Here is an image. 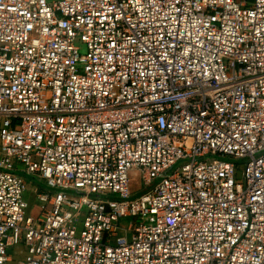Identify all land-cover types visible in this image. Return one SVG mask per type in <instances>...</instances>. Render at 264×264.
Segmentation results:
<instances>
[{
    "label": "built area",
    "instance_id": "2783aa9c",
    "mask_svg": "<svg viewBox=\"0 0 264 264\" xmlns=\"http://www.w3.org/2000/svg\"><path fill=\"white\" fill-rule=\"evenodd\" d=\"M13 254L264 264V0H0V264Z\"/></svg>",
    "mask_w": 264,
    "mask_h": 264
},
{
    "label": "rangeland",
    "instance_id": "374dc122",
    "mask_svg": "<svg viewBox=\"0 0 264 264\" xmlns=\"http://www.w3.org/2000/svg\"><path fill=\"white\" fill-rule=\"evenodd\" d=\"M129 187H130V190L134 193L138 192L139 191V186H140V174L138 171H131L129 173ZM35 185L36 188H38V185H42L43 187V182H35L33 179L32 180H28V184H27V190L25 191L24 193V198L25 200L28 202L29 204V207H28V211L29 212H32V213H36L37 212V204H36V200H35ZM12 254V253H11ZM13 258V261L10 263V264H16V260L20 258L19 255L17 254H13L12 256Z\"/></svg>",
    "mask_w": 264,
    "mask_h": 264
}]
</instances>
